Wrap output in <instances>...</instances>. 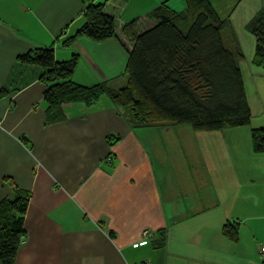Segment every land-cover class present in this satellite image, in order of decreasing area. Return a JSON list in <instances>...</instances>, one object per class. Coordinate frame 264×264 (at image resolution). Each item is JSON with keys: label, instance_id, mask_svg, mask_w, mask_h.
<instances>
[{"label": "crops", "instance_id": "obj_1", "mask_svg": "<svg viewBox=\"0 0 264 264\" xmlns=\"http://www.w3.org/2000/svg\"><path fill=\"white\" fill-rule=\"evenodd\" d=\"M106 1L0 0V201L16 189L31 194L14 264H264V152L252 144V129H264V70L245 56L250 126H135L107 95L91 107L65 105L66 119L47 123L46 69L18 57L53 46L59 62L78 55L75 83L124 87L128 52L117 38L63 44L83 25L87 4ZM211 2L230 22L232 49L234 40L240 47L237 25L264 10V0ZM162 3L186 9L185 0H109L106 11L124 25ZM167 129L176 131L161 142L152 131ZM110 135L119 142L110 146ZM229 222L238 242L223 234ZM161 230L166 242L155 248Z\"/></svg>", "mask_w": 264, "mask_h": 264}, {"label": "trees", "instance_id": "obj_2", "mask_svg": "<svg viewBox=\"0 0 264 264\" xmlns=\"http://www.w3.org/2000/svg\"><path fill=\"white\" fill-rule=\"evenodd\" d=\"M106 3L87 4L83 25L63 44L71 46L83 37L95 42L117 38L128 52L124 87L112 90L103 83L91 87L75 83L78 55L59 62L53 46L35 48L18 57L23 64L46 69L40 80L47 87V123L64 121L65 105L91 107L107 95L115 107L131 112L135 126H189L198 133L251 125L253 114L239 65L244 54L237 40L233 49L228 46L224 32L230 22L218 14L211 0H185L182 12L162 3L147 16L124 25L106 11ZM148 21L153 25L148 27ZM246 28L256 41L253 65L264 70V10ZM108 140L113 146L120 137L110 135ZM252 144L255 153L264 152V129H252ZM30 200L29 192L16 189L13 197L0 201V264H14L26 240ZM223 234L238 242V225L227 223ZM166 237V230L159 231V241L153 246L163 247Z\"/></svg>", "mask_w": 264, "mask_h": 264}, {"label": "rangeland", "instance_id": "obj_3", "mask_svg": "<svg viewBox=\"0 0 264 264\" xmlns=\"http://www.w3.org/2000/svg\"><path fill=\"white\" fill-rule=\"evenodd\" d=\"M153 23L151 25H149L148 27L152 26ZM243 23H240L239 25H237V29L235 30V34L236 37L239 41L240 44V50L243 52L244 51V56L246 58V62L248 64H250L251 68H253V59H254V55H255V47H256V41L254 39V37L252 36V34L247 30V28L243 27ZM233 31V30H232ZM231 30H229V28H227L224 32V37L226 39V42L228 44L229 47H231V38L228 35H231L232 33ZM239 47V46H238ZM243 50H242V48ZM244 60V59H243ZM254 69V68H253ZM184 129H186V131H190L192 133V129L189 126H186ZM154 131V134L157 138V140H159L160 142L164 140V136L166 137L168 134H172L176 131V129H167V130H152ZM161 134V135H160ZM227 136H230L226 133ZM242 138V137H241ZM167 142V140H165ZM245 148L243 146H241V151H244ZM166 163H168L166 161Z\"/></svg>", "mask_w": 264, "mask_h": 264}, {"label": "built area", "instance_id": "obj_4", "mask_svg": "<svg viewBox=\"0 0 264 264\" xmlns=\"http://www.w3.org/2000/svg\"><path fill=\"white\" fill-rule=\"evenodd\" d=\"M260 255H261L262 260L264 261V245L260 249Z\"/></svg>", "mask_w": 264, "mask_h": 264}]
</instances>
